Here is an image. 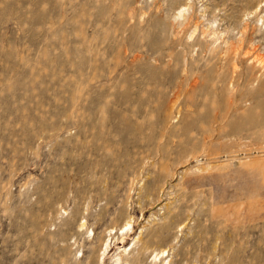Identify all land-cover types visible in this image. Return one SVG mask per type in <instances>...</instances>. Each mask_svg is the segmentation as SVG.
<instances>
[{
  "label": "rangeland",
  "instance_id": "374dc122",
  "mask_svg": "<svg viewBox=\"0 0 264 264\" xmlns=\"http://www.w3.org/2000/svg\"><path fill=\"white\" fill-rule=\"evenodd\" d=\"M262 23L264 0H0V264H264V82L216 52L264 61Z\"/></svg>",
  "mask_w": 264,
  "mask_h": 264
},
{
  "label": "bare ground",
  "instance_id": "6f19581e",
  "mask_svg": "<svg viewBox=\"0 0 264 264\" xmlns=\"http://www.w3.org/2000/svg\"><path fill=\"white\" fill-rule=\"evenodd\" d=\"M258 4V3H257ZM261 4V3H260ZM259 5V4H258ZM260 6V5H259ZM261 6H262V4H261ZM260 6V7H261ZM255 8L257 9L258 7L257 6H255ZM256 9H254V11L256 10ZM262 10H263V8H261ZM253 10V9H252ZM259 10V9H258ZM180 11H182L181 9H180ZM179 11V12H180ZM184 11H185V9H184ZM253 11V12H254ZM252 12V11H251ZM252 12V13H253ZM255 13H258V12H256L255 11ZM182 14V13H181ZM253 15H255V14H253ZM263 15V14H262ZM190 17V16H189ZM249 17V16H248ZM250 17H252L251 15H250ZM255 17V16H254ZM258 17V16H257ZM191 18V17H190ZM248 19H250V18H248ZM259 19V18H258ZM257 20V19H256ZM242 21H244V20H242ZM259 21V20H258ZM263 21V20H262ZM247 22V21H246ZM254 22H256V23H258L257 21H254ZM259 22H261V21H259ZM212 23V22H211ZM195 24V23H194ZM245 24L246 23H244L243 24V27H245ZM259 24V23H258ZM193 25V24H192ZM247 25V24H246ZM252 25V24H251ZM254 25V24H253ZM262 25H263V23H262ZM256 26V25H255ZM264 26V25H263ZM262 26V27H263ZM194 27V26H193ZM212 27V26H211ZM246 28V27H245ZM255 28V27H254ZM257 28V27H256ZM255 28V29H256ZM195 29H196V26H195ZM240 29V28H239ZM244 29V28H243ZM251 28H249V30H250ZM258 29L260 30V28H259V26H258ZM264 29V28H263ZM197 30V29H196ZM246 30V29H245ZM252 30V29H251ZM195 31V30H194ZM193 31V32H194ZM205 31V30H204ZM203 30H202V33L204 32ZM215 31V30H214ZM256 31V30H255ZM258 31V30H257ZM261 31V30H260ZM264 31V30H263ZM235 32V31H234ZM242 32H245V31H242ZM250 32V31H249ZM192 33V32H191ZM195 33V32H194ZM205 33V32H204ZM214 34H215V32H213ZM251 33V32H250ZM256 33H259V32H256ZM254 34V35H252L253 34V32H252V34H251V36H255V35H257V34ZM262 35H263V33L262 32H260ZM243 33H241L240 34V36L242 35ZM244 35L246 36V32L244 33ZM260 34H258V36H259ZM190 36L192 37L193 35H191L190 34ZM215 36V35H214ZM239 36V35H238ZM250 36V35H249ZM190 37V38H191ZM222 37V36H221ZM216 38H218L219 39V37L217 36ZM241 38H243L242 36H241ZM241 38H240V40H241ZM212 39H213V37H212ZM237 39V38H236ZM255 39V38H254ZM254 39H252L251 38V40H254ZM195 40V39H194ZM224 41H223V47H221V49H220V47H219V49H218V51H216L217 53H218V57L220 58V59H222V61L221 62H228V58H231V61H229V62H233V64L232 63H230V64H232V65H235V64H237V60H238V58H242L241 60L242 61H247V64H248V62H249V65H251L252 64V66H249V67H251V69H252V72H253V74H252V76H253V81H262V82H264V79L262 80V78L264 77V69H263V71H261V69L262 68H264V61H261L260 59L262 58V56H259L258 54H256L257 52H252L254 49H257V46L259 45L258 43V45H256V48H253V50L251 49L252 47H254L253 46V44H252V46H251V48H249L248 50H250V51H248V50H246V48L248 47L247 45L248 44H246V43H249V42H245V44H246V46L244 45V49L246 50V52H245V50L244 49H242V51L241 50H238V48H237V45L235 44H233V42H235L234 40H233V42H231V41H228L227 39H223ZM232 40V39H231ZM256 40V39H255ZM184 41V40H183ZM216 41V40H215ZM237 41L239 42V39H237ZM236 41V42H237ZM248 41V40H247ZM257 42H258V40H256ZM240 43H242V42H240ZM252 43V42H251ZM254 43H256L255 41H254ZM193 44V43H192ZM192 44H190V45H192ZM195 45V44H194ZM241 45V44H240ZM194 47V46H193ZM239 47V46H238ZM250 47V46H249ZM258 47H260V46H258ZM240 49V48H239ZM260 51H261V49H260ZM215 52V53H216ZM214 54V53H213ZM215 55V54H214ZM243 55V56H242ZM261 55H263V53L261 54ZM213 56V55H212ZM216 56V55H215ZM230 56H232V57H230ZM218 57H216V58H218ZM212 58H214L215 59V57L213 56ZM213 60V59H212ZM216 60H218V59H216ZM223 60H227V61H223ZM214 61V60H213ZM218 61H220V60H218ZM240 62V61H239ZM216 63H217V61H216ZM219 64V63H218ZM218 64H217V66H216V68L218 67V69H219V67L220 66H218ZM222 65H223V63H221ZM220 64V65H221ZM228 64V63H227ZM255 64H258V65H255ZM221 65V66H222ZM224 65H226V64H224ZM242 65V64H241ZM248 66L246 65V69H248ZM257 67H261V69H260V71L258 70L257 71ZM222 67H220V69H221ZM225 68V67H224ZM230 68H231V66H230ZM229 68V69H230ZM235 68H237L236 66H235ZM239 68V67H238ZM226 69V68H225ZM228 69V71H226L225 73H230V70L232 69H230L229 70ZM250 69V68H249ZM250 69V70H251ZM223 70V69H222ZM222 70H221V74H222ZM234 70H236V69H234ZM249 70V71H250ZM231 71H233V70H231ZM240 71V69L238 70V73H240L239 72ZM244 71H245V69H244ZM235 72H237V71H235ZM235 72L233 73V74H231V75H235ZM246 72V71H245ZM244 72V74L246 75V73ZM224 74V73H223ZM237 74V73H236ZM247 74H249V73H247ZM230 75V74H229ZM229 75H225V76H229ZM230 75V76H231ZM238 75V74H237ZM236 75V78L238 77V76H240V74L237 76ZM250 75V74H249ZM229 76V77H230ZM244 76V75H243ZM251 76V75H250ZM232 78L234 77V76H231ZM239 78V77H238ZM226 79V78H225ZM234 79H235V77H234ZM233 82V81H232ZM252 82V81H251ZM250 82V83H251ZM237 83H238V79H237ZM250 83H249V85H250ZM253 83V82H252ZM251 83V86L253 85ZM236 85V84H235ZM248 85V86H249ZM247 86V89L249 90L250 88H251V86H249L248 87ZM232 89V88H231ZM264 90V83H260V85H259V87L257 88V91L255 92V93H259V92H261V90ZM239 90V89H238ZM254 95V94H253ZM131 222L130 221H128L122 228H120V230H122V232H123V230L126 228V227H129V228H131ZM132 229V228H131ZM130 229V230H131ZM114 230V229H113ZM125 231H128L127 229L126 230H124V232ZM116 233H118V232H116ZM121 233V232H120ZM122 234V233H121ZM140 235V234H139ZM140 236H138L137 238H139ZM108 248H109V244L108 243H106V246H105V248L103 249V252L101 253V256H100V263L101 264H103L104 263V260H105V257H106V253L108 252ZM132 249V248H131ZM131 249H129V250H131ZM126 248H123L122 250H120V252H118L115 256H114V263L115 264H118L120 261H121V257H122V255H123V253L124 252H126ZM165 250H162V251H158V252H154L153 253V255H154V257H153V262L154 263H160V264H167V262L166 261H164V260H161L162 258H163V256H164V254H165ZM170 262V261H169Z\"/></svg>",
  "mask_w": 264,
  "mask_h": 264
}]
</instances>
